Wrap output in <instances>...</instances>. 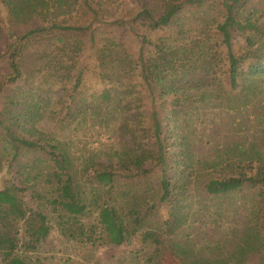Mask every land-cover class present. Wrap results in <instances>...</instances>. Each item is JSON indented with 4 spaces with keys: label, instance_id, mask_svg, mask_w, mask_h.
<instances>
[{
    "label": "rangeland",
    "instance_id": "obj_1",
    "mask_svg": "<svg viewBox=\"0 0 264 264\" xmlns=\"http://www.w3.org/2000/svg\"><path fill=\"white\" fill-rule=\"evenodd\" d=\"M161 2L118 0L117 10L105 13L100 23L93 21L91 28L59 32L50 29L51 22L42 23L36 19L9 23L7 8L0 0V81L11 71L8 52L15 35L42 24L48 27L27 42L24 40L23 52L18 57L22 77L17 83L3 86L0 107L7 94H16L18 108H23V98L29 101L27 96L33 93L34 101H39V111L32 118V128L22 135L41 143L57 144L58 151L66 154L69 160L73 181L86 194L94 185V170L111 165L115 173L111 200L121 205L126 203V206L137 203L143 216L136 232L120 245H92L63 236L55 212L41 198V195L49 196L48 188L33 178H25L28 174L26 161L38 160L39 167H43L41 159L46 157L45 152L38 149L19 153L16 160L6 162L0 171V187L9 183L25 187L22 195L26 205L44 212L50 225L48 235L36 248L24 250L21 247L19 250L25 264H259L264 261V228L258 230L257 227L264 226V222L261 224L263 216L259 217L258 212L259 189L244 186L224 195H212L205 188L208 179L219 178L233 170L225 168L226 159L239 161L246 157L244 162L261 155L264 162V75L262 80L256 81V92L246 98L247 92L241 89L246 81L242 78L238 89L228 93L219 91L220 87L192 91L176 105V110L183 111L174 113L170 111L173 96L160 97L153 83L146 84L139 77L134 94L139 100L130 110L117 103L106 106L97 98L104 82L98 75L93 47L110 37L119 44V51H126L133 59L146 56L152 47L142 43V36L155 41L168 31L148 28L141 20L140 6L147 3L157 16L161 7L164 9V2ZM246 8H253L264 24V0H250ZM206 10L204 18H201L203 14L191 17V31L201 28L214 31L221 13L218 9ZM58 19H64L68 25L85 27L91 22L92 13L78 7L72 14ZM233 43L235 51L244 47L242 37ZM61 62L69 69V75L57 80L61 73L57 66ZM78 71L82 73L81 83L73 90ZM155 111L169 144L170 160L175 151L184 149L190 163L185 171L187 181L178 193L180 200L176 212L180 223L173 229L166 223L171 221L169 213L173 209L158 201V166L147 160L146 166L151 170L146 173L135 170L130 173L118 167L122 158H128L126 155L139 153L145 146H154L152 114ZM136 113L139 114L135 116ZM34 169L39 170L38 167ZM153 204L155 206H151ZM95 215L88 206L79 219L90 222ZM146 231L155 233L160 243L145 240ZM19 237L21 243L26 240L22 227ZM0 264H4L1 253Z\"/></svg>",
    "mask_w": 264,
    "mask_h": 264
},
{
    "label": "trees",
    "instance_id": "obj_2",
    "mask_svg": "<svg viewBox=\"0 0 264 264\" xmlns=\"http://www.w3.org/2000/svg\"><path fill=\"white\" fill-rule=\"evenodd\" d=\"M1 1L7 8L9 23L36 19L42 23L51 22L50 29L59 32L89 29L93 21L102 22L105 13H110L113 9L116 11L118 8V0ZM163 2L164 9L161 7L157 16L147 3L140 6L141 20L148 28L168 31L167 35H162L155 41L142 36V43L152 47L146 56L139 55L133 59L126 51H119L117 49L119 44L110 37L102 39L100 44L96 43L93 47L98 75L104 82V87L97 96L99 102L106 106L117 103L130 110L132 104L139 100L134 95L138 87L137 77L146 84L153 83L160 97L173 96V107L170 110L172 113L183 111L176 110V105L189 97L192 91L220 87L219 91L228 93L230 90L238 89L242 78L246 81L241 87L242 91L247 92L245 98L256 92V81L262 80L261 76L264 75V24L256 16L253 8L252 10L246 8L250 0H162L161 3ZM78 7L86 8L92 13V20L87 26L68 25L64 19H58L60 16L64 18L72 14ZM206 8L218 9L221 13V20L215 24L214 31L202 28L191 31L189 22L191 17L198 18V15L203 14L201 18H204ZM47 29L48 27L42 24L15 35L8 52L11 71L0 81V92L6 83H17L22 77L23 71L18 57L23 52L24 40L27 42L28 38ZM238 37L243 38L244 47L235 51L233 42ZM91 40L94 42L93 30ZM63 66H65L63 62L57 66V70L61 69L57 80L60 77L66 79L69 75V69L65 66L68 69L66 71ZM81 75V71L75 75L73 90L78 89ZM227 86L228 89H225ZM27 97L29 101L25 98L22 100L25 106L18 108L16 94H7L0 107V171L6 162L16 160L19 153L43 150L46 154V157L41 159L43 167H39L38 160L26 161L25 168L28 174L25 178H33L38 184L41 183L48 188L49 196L41 195V198L55 212L60 233L75 241L92 245L122 244L136 232V227L143 221L139 205L133 202L126 206V203L121 205L118 201L111 200L115 185V173L111 165L94 170V185L89 194H86L73 181L69 172L71 169L69 160L66 154L58 151L57 144L41 143L22 135V132L32 128V118L40 107L39 101H34L33 93ZM152 119L154 146L152 148L145 146L139 153L126 155L128 158H122L118 162V167L130 173L132 170L136 173H146L151 170L146 166L147 160H152L154 165L158 166L160 171L158 201L169 204L173 209L169 213L171 221H166L168 227L173 229L180 223L176 212L180 200L178 193L187 181L185 171L190 163L184 149H180L178 153L175 151L172 154L174 158L170 160L169 144L165 134H162L161 122L156 111L153 112ZM131 135L136 138L135 132ZM183 138L184 136L181 137L182 141ZM261 157L257 155L244 162L243 159L246 157L240 158L239 161L236 158L226 159L223 165L225 168L232 167L233 170L219 178L208 179L205 188L212 195H224L238 191L244 186L258 188L257 203L260 206L258 212L259 217L263 216L261 223L263 224L264 162ZM221 162L219 161V164H222ZM34 167H38L39 170L36 171ZM24 190L25 187L15 183L0 187V253L4 264H25L19 255L21 247L24 250L36 248L50 231L46 214L26 205L22 195ZM88 206L96 215L92 221L83 222L79 217ZM21 227L26 236L22 243L19 237ZM257 227L258 230L264 228L262 225ZM143 238L156 244L160 243L159 238L151 231H146ZM259 264H264V261Z\"/></svg>",
    "mask_w": 264,
    "mask_h": 264
}]
</instances>
